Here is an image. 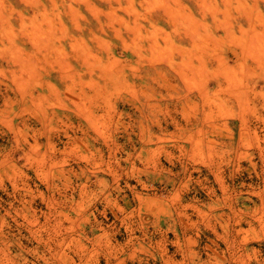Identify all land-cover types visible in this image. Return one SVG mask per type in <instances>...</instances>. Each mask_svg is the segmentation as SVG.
Instances as JSON below:
<instances>
[{"label":"rangeland","instance_id":"1","mask_svg":"<svg viewBox=\"0 0 264 264\" xmlns=\"http://www.w3.org/2000/svg\"><path fill=\"white\" fill-rule=\"evenodd\" d=\"M0 264H264V0H0Z\"/></svg>","mask_w":264,"mask_h":264}]
</instances>
